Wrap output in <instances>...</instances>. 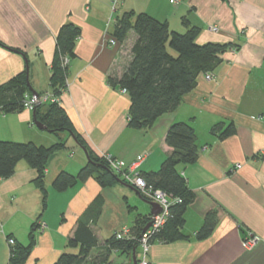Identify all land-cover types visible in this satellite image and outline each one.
<instances>
[{
  "label": "crops",
  "instance_id": "obj_1",
  "mask_svg": "<svg viewBox=\"0 0 264 264\" xmlns=\"http://www.w3.org/2000/svg\"><path fill=\"white\" fill-rule=\"evenodd\" d=\"M127 11L146 12L180 32L196 26L199 43L231 44L210 72L212 79L200 74L178 107L146 130L127 126L128 94L108 82L110 76L119 77L132 59L134 31L123 42L109 43L117 18ZM68 23L79 33L61 106L93 154L130 160L143 153L138 170L154 171L171 153L165 134L173 122H186L195 132L197 160L179 166L194 193L181 227L185 238L154 240L149 264H264V0H180L176 4L170 0H0V85L26 71L27 62L32 89L49 91L56 35ZM209 26L217 31L208 30ZM30 115L33 120L28 110L0 114V139H27L19 135L27 134ZM230 122L235 133L220 138ZM218 123L222 128L213 132ZM61 152L69 157L78 153L65 147L47 161L48 201L41 216V193L26 163L19 162L9 178H0V264H7L9 258L6 236L26 245L34 222L44 226L35 230V244L25 264H51L62 251L77 252V247H66V241L80 218L94 219L90 228L102 243L123 227L131 228L138 217L151 216V206L123 182L103 188L89 178L56 191L51 183L60 170L73 174L72 169L87 162L85 156L70 167L69 157ZM211 211L217 223L208 237L197 239L196 232ZM247 231L260 238L251 250L241 244ZM96 251L91 250L84 264H96ZM139 256L137 249V261ZM130 257L114 250L101 264H132Z\"/></svg>",
  "mask_w": 264,
  "mask_h": 264
},
{
  "label": "trees",
  "instance_id": "obj_2",
  "mask_svg": "<svg viewBox=\"0 0 264 264\" xmlns=\"http://www.w3.org/2000/svg\"><path fill=\"white\" fill-rule=\"evenodd\" d=\"M131 30L136 35L131 47L132 59L119 77L110 76L108 82L112 86L118 85L125 89L128 94L130 104L127 126L135 130H146L159 116L178 107L182 97L196 86L200 74L213 71L221 63L222 54L231 44L199 43L196 40L200 33L198 27L189 25L185 32L171 30L167 21L158 20L146 12L123 13L115 22L114 38L123 42ZM78 33L79 28L68 23L63 24L56 35L49 90L54 94H59L61 89L66 88L65 77L68 65H63V58L70 59L74 56V40ZM168 46L174 54L168 51ZM25 93L31 94L23 70L0 85V114L25 110L22 106ZM43 107L45 110L42 111ZM34 111L35 118L51 133L59 136L60 132L65 131L69 138L72 133L77 140L75 144L85 147L89 156L90 161H87L76 174L60 170L55 175L51 185L56 191L63 192L89 178H95L103 188L122 182L108 169L105 160L87 148L61 105L47 102L37 105ZM222 126V123H218L213 126L212 131L219 130ZM234 133L235 126L230 122L221 130L219 136L224 138ZM165 143L172 150L160 167L154 171H140V173L147 184L181 199L171 206L168 221L153 236L154 240L177 241L185 238L181 231L185 221L184 213L194 199V193L187 188L179 166L197 160L196 135L188 123L173 122L166 131ZM65 147V141L60 138L49 146L37 145L30 141L0 140V178L6 179L12 176L18 163L25 161L34 171L32 181L41 193L40 216L47 206L48 191L45 185L47 160L55 151ZM141 197L148 200L143 195ZM148 221L149 216H141L135 220V224L130 228L134 239H115L112 235L100 243L97 235L90 228V222L93 223L94 219L80 218L74 233L66 241V247H77V252L62 251L51 264H84L93 248L97 250L94 255L96 264L106 262L114 250L131 258L133 248L137 252V238ZM216 223V213L214 211L207 213L202 226L196 232L197 239L208 237ZM38 227L40 223L34 222L31 225L29 241L26 245L15 242L14 245L9 246L7 264L26 263L35 244L34 232Z\"/></svg>",
  "mask_w": 264,
  "mask_h": 264
},
{
  "label": "built area",
  "instance_id": "obj_3",
  "mask_svg": "<svg viewBox=\"0 0 264 264\" xmlns=\"http://www.w3.org/2000/svg\"><path fill=\"white\" fill-rule=\"evenodd\" d=\"M180 0H170L172 4L178 3ZM208 30L217 31L214 26H209ZM109 43L112 45L116 44V39L110 38ZM69 59L67 57L63 58V65H68ZM203 77L205 80L209 81L212 79L210 72L204 73ZM66 88L61 89L59 94H54L51 91H46L43 93H38L35 97L32 94L25 93L22 106L25 110L33 111L37 105L44 103H55L56 105H61V95L65 92ZM122 92H126L122 89ZM100 157L107 163L108 169L115 174L123 183L135 187L141 195L147 198L149 201L155 202L159 207L160 211L156 215H151L149 217V227L141 232L140 236L137 238L138 242V252L139 258L137 264H149L148 253L151 243L154 241L153 236L155 233L160 231L164 224L168 221L170 217V208L173 204L180 202L181 199L176 196H172L169 193L163 191L160 188H154L152 185L146 183L144 178L141 176L138 167L143 160V154H138L135 158L126 160L120 157H113L110 154L104 153ZM237 168L241 165L237 164ZM44 224L41 223V226ZM115 239H134L131 235L130 228L123 227L120 231L115 232ZM260 240L259 236L251 231L247 233L241 239L242 247L246 250H251ZM8 245H14V239H7Z\"/></svg>",
  "mask_w": 264,
  "mask_h": 264
},
{
  "label": "rangeland",
  "instance_id": "obj_4",
  "mask_svg": "<svg viewBox=\"0 0 264 264\" xmlns=\"http://www.w3.org/2000/svg\"><path fill=\"white\" fill-rule=\"evenodd\" d=\"M171 29V28H170ZM171 30H173V29H171ZM178 32H180V31H178ZM182 32V31H181ZM116 45V44H115ZM167 49H168V51L169 52H172L173 54H174V51L168 46L167 47ZM31 93V92H30ZM43 110H45V107H43L42 108V111ZM31 112H33V111H31ZM27 127H28V132H27V134H21V135H19V137H21V138H27V139H25L24 141L23 140H14V141H21V142H28V141H30V142H33L34 144H37V145H44V146H49V145H51V144H53V143H55V141L57 142L58 140H59V137L61 138V140H64L65 139V141L67 140V142H66V150H70V151H72V150H77V152L78 153H76V154H73L72 155V153H70V155H72L71 157H69L68 156V152H67V155L64 153V152H61V154L63 153V155H64V157L66 158V157H69V160H70V162H71V164H70V167L71 166H75V165H77V160L78 159H82V157H85L82 153H81V151H80V148L75 144V142L72 140V139H70L69 137H68V134H67V132H65V131H62V132H60V134H59V136L58 135H56V134H54V133H51V132H48L47 130H40V129H38L35 125H34V123H33V120H32V116L30 115V121L28 122V124H27ZM31 129H33V130H31ZM32 131V132H29V131ZM33 132H35V133H38V134H32ZM67 137V138H66ZM0 140H10V139H0ZM139 154H143V153H139ZM138 155V154H137ZM136 155V156H137ZM135 156V157H136ZM143 156H144V154H143ZM134 157V158H135ZM52 158V157H51ZM51 158L49 157L48 158V160L50 161L51 160ZM84 159V158H83ZM86 159V158H85ZM133 159V158H132ZM47 160V161H48ZM127 160V159H126ZM48 161V162H49ZM21 163H26L25 161H21ZM51 163V162H50ZM45 168H46V166H45ZM76 168V167H75ZM72 169L73 171L72 172H74L73 174H76L77 173V171L80 169V167H77V169ZM47 201H48V197H47ZM40 223V222H39ZM42 223V222H41ZM41 223H40V226H41ZM44 224V223H43ZM44 226V225H43ZM43 226H41V227H43ZM105 231H102L101 233H100V235L102 236V237H104L105 235ZM6 238L7 239H10V238H12V239H14L13 237H11V236H6ZM14 241H15V239H14ZM8 244V243H7ZM69 252H72V251H69ZM73 253H75L74 251H73Z\"/></svg>",
  "mask_w": 264,
  "mask_h": 264
},
{
  "label": "water",
  "instance_id": "obj_5",
  "mask_svg": "<svg viewBox=\"0 0 264 264\" xmlns=\"http://www.w3.org/2000/svg\"><path fill=\"white\" fill-rule=\"evenodd\" d=\"M25 79H26V83H27L29 91L31 92V94L33 96L36 97L38 95V93L32 89V87L30 86L29 81H28V66H27V62H26ZM32 115H33V123L38 129L47 130L48 132H50V130L48 128H46V126L42 122H40L39 120H37L35 118V111L34 110L32 112ZM70 135H71V138L73 139V141L75 143H77V140H76L75 136L72 133ZM80 148L83 150V152H84V154H85V156L87 158V161H90L86 148L83 147V146H80ZM130 187L132 189H134L137 193H139V191L135 187H133V186H130ZM143 201L147 202L151 206L150 215H156L160 211V207L155 202L144 200V199H143ZM149 225H150V223L147 222V224L143 227L142 232H144L149 227ZM132 264H137L135 248H133V250H132Z\"/></svg>",
  "mask_w": 264,
  "mask_h": 264
}]
</instances>
